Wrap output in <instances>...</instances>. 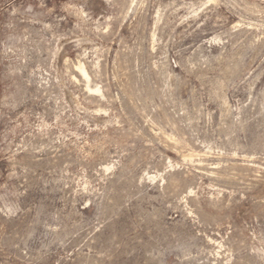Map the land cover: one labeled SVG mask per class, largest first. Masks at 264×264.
Here are the masks:
<instances>
[{
	"label": "rangeland",
	"instance_id": "374dc122",
	"mask_svg": "<svg viewBox=\"0 0 264 264\" xmlns=\"http://www.w3.org/2000/svg\"><path fill=\"white\" fill-rule=\"evenodd\" d=\"M0 264H264V0H0Z\"/></svg>",
	"mask_w": 264,
	"mask_h": 264
},
{
	"label": "bare ground",
	"instance_id": "6f19581e",
	"mask_svg": "<svg viewBox=\"0 0 264 264\" xmlns=\"http://www.w3.org/2000/svg\"><path fill=\"white\" fill-rule=\"evenodd\" d=\"M80 76L87 82L89 83V75L87 73V71L85 70V68L82 65H78L76 66Z\"/></svg>",
	"mask_w": 264,
	"mask_h": 264
}]
</instances>
